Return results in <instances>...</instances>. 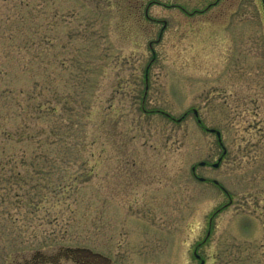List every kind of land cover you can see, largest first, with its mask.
Segmentation results:
<instances>
[{
  "label": "rangeland",
  "instance_id": "rangeland-1",
  "mask_svg": "<svg viewBox=\"0 0 264 264\" xmlns=\"http://www.w3.org/2000/svg\"><path fill=\"white\" fill-rule=\"evenodd\" d=\"M213 1L0 0V264H264V8Z\"/></svg>",
  "mask_w": 264,
  "mask_h": 264
},
{
  "label": "water",
  "instance_id": "water-1",
  "mask_svg": "<svg viewBox=\"0 0 264 264\" xmlns=\"http://www.w3.org/2000/svg\"><path fill=\"white\" fill-rule=\"evenodd\" d=\"M262 1V3H263V7H264V0H261ZM194 113L196 114V115H198V112H197V110L196 109H194ZM167 115H169V114H167ZM182 118H179L178 120H181ZM198 121L199 122H201V120L200 119H198ZM208 131H211V132H215L216 134H217V136H218V140H219V142L222 144V146H223V148H224V154L226 153V148H225V146L223 145V142H222V138H221V132H220V130H218V129H215V128H206ZM222 160V156L218 159V161L217 162H215V163H213V165L215 166V167H217L218 165H219V163H220V161ZM206 164V162L205 161H201L200 163H199V165H205ZM195 166L193 167V170H195ZM199 179L200 180H205V178L204 177H199ZM214 183H216V184H220L219 183V181L218 180H214ZM224 188V187H223ZM195 256L197 257V258H200V255L197 253V252H195ZM204 260L203 259H201V261H200V264H204Z\"/></svg>",
  "mask_w": 264,
  "mask_h": 264
},
{
  "label": "trees",
  "instance_id": "trees-1",
  "mask_svg": "<svg viewBox=\"0 0 264 264\" xmlns=\"http://www.w3.org/2000/svg\"><path fill=\"white\" fill-rule=\"evenodd\" d=\"M82 252V249L80 248H71L68 247L67 249V257L72 258L79 264H90V259L88 257L82 256L80 257V253ZM104 258V257H103Z\"/></svg>",
  "mask_w": 264,
  "mask_h": 264
},
{
  "label": "flooded vegetation",
  "instance_id": "flooded-vegetation-1",
  "mask_svg": "<svg viewBox=\"0 0 264 264\" xmlns=\"http://www.w3.org/2000/svg\"><path fill=\"white\" fill-rule=\"evenodd\" d=\"M219 1L220 0H215V1L211 2L205 8H203V9H194V12H188V11H186V12H187V14H192V13H196V12H199L200 14L206 13L207 11L210 10V8L212 6L218 5L219 4Z\"/></svg>",
  "mask_w": 264,
  "mask_h": 264
}]
</instances>
